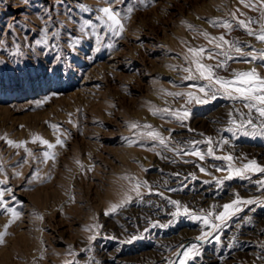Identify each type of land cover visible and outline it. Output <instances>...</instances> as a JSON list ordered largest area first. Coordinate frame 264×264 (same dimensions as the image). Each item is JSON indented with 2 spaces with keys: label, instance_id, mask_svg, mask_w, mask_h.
<instances>
[{
  "label": "rangeland",
  "instance_id": "obj_1",
  "mask_svg": "<svg viewBox=\"0 0 264 264\" xmlns=\"http://www.w3.org/2000/svg\"><path fill=\"white\" fill-rule=\"evenodd\" d=\"M106 6L100 0H0V192L20 213L13 219L0 206V264H172L192 244L200 254L186 264H264L260 203L241 205L214 233L219 240H196L211 229L171 215L172 200L193 214L219 213L237 195L264 202V173L225 179L230 164L241 168L255 160L264 166V136H245L231 124L235 118L246 125L250 117L259 131L261 118L221 94L207 104L168 95L202 96L198 89L208 86L185 79L184 68L195 72L184 59L189 47L207 49L205 64L223 62L222 56L206 58L220 50L204 32L224 35L257 56L232 49L227 70L216 69L218 75L231 79L253 67L264 75V42L238 23L257 34L264 30V0H123L113 6L121 17L130 16L119 35L97 19ZM185 108L190 116L184 126L166 113L153 115ZM134 122L170 135L169 148L190 152L189 142L199 141L194 148L205 159L142 138L139 133L149 129L129 128ZM37 136L54 147L34 143ZM45 151L54 158L45 161ZM227 155L231 162L215 158ZM145 181L151 191L141 186L137 197L134 186Z\"/></svg>",
  "mask_w": 264,
  "mask_h": 264
},
{
  "label": "snow or ice",
  "instance_id": "obj_2",
  "mask_svg": "<svg viewBox=\"0 0 264 264\" xmlns=\"http://www.w3.org/2000/svg\"><path fill=\"white\" fill-rule=\"evenodd\" d=\"M101 3L107 4L106 7H102L98 9L102 15L98 16L97 19L102 21L103 25L107 28L109 32H111L113 35H119L122 34L125 31V25L123 24V19L130 18L129 17H121L119 11L115 10L113 7L116 4H121L123 0H100ZM133 11L132 8L128 9V13H131ZM214 26H218L224 29L229 30V32L232 30L233 25L231 23L222 22V21H213L212 22ZM239 26L245 28L247 30L248 35H253L255 38L261 42H264V30H261L258 34L255 33L251 28L248 27V24H246L244 21H239ZM251 23V21H249ZM90 27H95L94 25ZM189 28H192L191 25H188ZM194 30V29H193ZM84 29H81V32L83 33ZM202 35L209 40V43H214V47L216 49H219L220 51L218 53L212 52L207 55L208 60L214 59L216 56H222L223 62L217 61L215 65L205 64L203 63V60L205 59V52H207V49L200 47V48H194L189 47L188 51L191 53V56H185V60L189 61L190 64L195 65V72H193L192 67L184 68L183 71L189 73L185 79H200L208 82L207 88L200 87L198 91L202 93V96H197L192 92L188 93H168V95H176V96H186L188 98L189 103H196V104H207L211 100H214L217 98L218 94H221L225 99L232 100V101H241L243 102V106L247 109H249V112L252 110H255L256 113H258L259 117L261 118V125L259 126V131H257V126L253 124L252 118H248L246 121V125L250 126L251 131L247 130L245 122H237L235 118L231 120V124L237 129V130H243V134L245 136H264V75H261L257 68L253 67L249 71H242V72H233L232 78H225L224 76L218 75L216 72V69L218 68H226V61L232 59V56L230 55V51L232 49L235 50L236 53L240 55H250L253 59H256L257 56L254 53H244L242 52L241 48L238 46L237 43H233L225 38L224 35L217 37H209V34L207 32L202 33ZM45 40H47V37H45ZM98 44H99V37H97ZM99 50V47L97 48ZM259 58L261 60H264V53L259 54ZM198 74V75H197ZM168 114L175 118V120L179 121L181 126H184V121H186L189 116L190 112L187 108L183 109L182 111H176L171 112L169 109H157L153 111V115L158 114ZM231 115V114H230ZM55 128L56 126L53 125ZM131 129H149L147 132H140L139 135L144 138L147 137L151 139L152 141L157 142L160 146H163V148L175 151L180 154H186V155H192L197 157L199 160L205 159V154L196 151L194 148V145L196 143H200L199 141L196 142H189V144L193 145V149L190 152H186L182 147L176 146L174 148H169V142L171 141V136L165 137L160 132L151 130V125H141L139 123H130L128 125ZM191 131V129H189ZM231 130V129H229ZM36 141H39L41 144L46 145L49 149L53 148L54 145L50 144L47 140L42 139L41 137H36L34 139V143ZM207 144L212 145L213 141L211 138L207 139L205 141ZM57 144L62 145V141L58 138L56 141ZM224 143H227V141H224ZM8 144L13 147H22L20 144H15L13 141L8 140ZM25 151L28 152L29 156H32L33 154L28 151L25 148ZM159 155V153H157ZM207 155L211 156L213 155V149L212 147H209ZM44 160L53 159V155L51 152L45 151L44 154ZM216 159H224L229 162L233 160L232 155L227 156H217ZM220 169H218L219 171ZM201 172H204L205 169L201 168ZM249 172H260L264 173V166H261L257 164L255 160L248 161V163L244 164L241 168H233L231 164L229 165V175L225 177V179H232L233 176L244 178L247 173ZM19 176L20 173H17ZM177 175H179L177 173ZM36 177H39V172L36 173ZM195 178V177H193ZM218 184L222 183V181L217 180ZM2 183V182H0ZM143 186L145 188H148L149 191H151L150 185L145 181L142 184H136L134 186V191L136 192L137 197L141 195L139 189ZM10 191V190H9ZM4 193L0 192V206L3 207V209L10 213L11 217L13 219L19 218L20 213L16 211L15 208H8L6 204H4L3 201ZM130 199V198H129ZM172 205L175 206L176 211L172 212L171 215L173 217H179L180 215H184L185 217H188L192 220H195L197 222L203 223L206 228L211 229V231H204L201 235L197 236L195 239L199 241H205L209 238H215L216 240H219V236L215 235L214 233H217L221 227L225 225V223L230 220L237 212L241 211V205H252L260 203L261 207H264V202H258L256 200H242L238 195L236 198L230 202L226 203L222 206L223 210L219 213H209V214H193L190 209L187 206L182 205L179 201L172 200ZM117 206L113 205L112 211L114 212L116 210ZM42 219V218H41ZM219 221L220 223H217ZM161 227H164V225H160ZM94 237H90V239H93ZM4 241V234H0V243H3ZM195 255H199V248L196 244H192L190 247L187 248L183 253H176L177 256H183L184 259L179 260L178 262H172V264H186V260Z\"/></svg>",
  "mask_w": 264,
  "mask_h": 264
},
{
  "label": "bare ground",
  "instance_id": "obj_3",
  "mask_svg": "<svg viewBox=\"0 0 264 264\" xmlns=\"http://www.w3.org/2000/svg\"><path fill=\"white\" fill-rule=\"evenodd\" d=\"M254 149H255V148H254ZM257 152H258V153H260V152H261V150H258ZM260 154H261V153H260Z\"/></svg>",
  "mask_w": 264,
  "mask_h": 264
}]
</instances>
